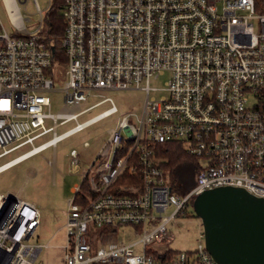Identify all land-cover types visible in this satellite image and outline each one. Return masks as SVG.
Returning a JSON list of instances; mask_svg holds the SVG:
<instances>
[{
  "label": "built area",
  "instance_id": "obj_1",
  "mask_svg": "<svg viewBox=\"0 0 264 264\" xmlns=\"http://www.w3.org/2000/svg\"><path fill=\"white\" fill-rule=\"evenodd\" d=\"M2 1L12 30L0 13V158L31 147L0 164V172L114 114L110 97L81 108L94 90L146 91L140 115L122 116L84 170L94 195L76 202L80 183L68 200L61 264H217L203 225L195 249L162 244L173 239L168 225L186 217L207 189L240 187L264 198V0H62L64 59L44 40L37 0L34 30L19 6L28 0ZM167 72L166 94L155 97L151 79ZM59 82L66 105L76 109L51 112L48 92ZM108 101L112 107L78 121ZM73 120V128L57 133ZM168 141L181 142L198 162L185 194L173 190L155 157L154 145ZM82 163L71 150V171ZM126 173L139 180L120 185ZM39 224L33 203L0 195V264H36L49 245L30 242ZM122 225L139 238L117 241Z\"/></svg>",
  "mask_w": 264,
  "mask_h": 264
},
{
  "label": "rangeland",
  "instance_id": "obj_2",
  "mask_svg": "<svg viewBox=\"0 0 264 264\" xmlns=\"http://www.w3.org/2000/svg\"><path fill=\"white\" fill-rule=\"evenodd\" d=\"M43 10L44 18L47 15L49 2L51 0H37ZM20 11L24 17H30L26 22L29 30L36 29L40 24V14L37 12L33 0H28L25 4L19 2ZM0 13L4 26L12 30V22L6 11L4 3L0 0ZM170 74L167 72L157 78H152L151 87L157 88L152 91L155 97H162L166 93L163 90ZM146 83H142L145 85ZM89 100L81 104L82 109H86L105 97L112 98L117 107V111L107 116L87 128L59 141L56 146L34 155L33 157L15 165L14 167L0 173V194L13 192L25 200L36 204L40 212V224L36 228L31 243L49 244L43 248L36 264H61V249L65 243V223L68 200L74 196L72 187L80 184L83 180V172L88 169L89 164L93 162L101 148L104 140L107 138L109 130L114 128L119 119L133 112L140 115L146 100V91L138 88L124 90H94ZM51 98V112L71 111L73 107L67 106L64 100L65 94L62 90V84L59 82L55 88L48 92ZM112 107L110 101L95 106L90 111L82 113L78 121L85 120L100 114ZM77 122L75 120L61 124L57 128V133L62 134L73 128ZM47 125H53V121L47 120ZM53 133L36 140V144L50 139ZM88 143V146H86ZM31 145H26L13 153L0 158V164L10 160L20 153L28 150ZM76 149L81 154L82 167L79 170L71 171L70 152ZM196 175L189 169L182 175V180L187 182L191 189L196 183ZM190 189V190H191ZM173 208H169L163 215H169ZM194 213L193 209H189ZM202 227L201 219L192 215L191 217H177L175 221L168 225V230L172 240L163 243L164 247H170L174 250L195 249L197 238ZM114 238L117 241L131 242L139 238V235L133 233V228L129 225L120 226Z\"/></svg>",
  "mask_w": 264,
  "mask_h": 264
},
{
  "label": "water",
  "instance_id": "obj_3",
  "mask_svg": "<svg viewBox=\"0 0 264 264\" xmlns=\"http://www.w3.org/2000/svg\"><path fill=\"white\" fill-rule=\"evenodd\" d=\"M217 264H264V198L243 188L207 189L193 201Z\"/></svg>",
  "mask_w": 264,
  "mask_h": 264
},
{
  "label": "trees",
  "instance_id": "obj_4",
  "mask_svg": "<svg viewBox=\"0 0 264 264\" xmlns=\"http://www.w3.org/2000/svg\"><path fill=\"white\" fill-rule=\"evenodd\" d=\"M62 7V0L51 1L44 21V32L46 34L44 40L55 50V57L59 56V58L64 59L63 52L61 53V40L65 31V21L61 13ZM154 149L156 160L161 164L173 190L180 194L187 193L191 186L181 178L189 169L193 170L195 174L198 173L197 159L179 141L157 143L154 145ZM137 179L139 180L138 175L131 176L126 173L121 176L118 182L120 185L128 184L132 180L137 181ZM93 195L94 192L90 189L89 183L84 179L75 193V201L85 204L88 198ZM191 208L193 209V203ZM192 215L196 216L195 212L192 214L188 211L186 217H191Z\"/></svg>",
  "mask_w": 264,
  "mask_h": 264
},
{
  "label": "crops",
  "instance_id": "obj_5",
  "mask_svg": "<svg viewBox=\"0 0 264 264\" xmlns=\"http://www.w3.org/2000/svg\"><path fill=\"white\" fill-rule=\"evenodd\" d=\"M33 157V156H32ZM29 158H31V157H29ZM28 158V159H29ZM27 160V159H26ZM23 161H25V160H23ZM23 161H21V162H23ZM20 162V163H21ZM5 163V162H4ZM19 164V163H18ZM17 165V164H16ZM15 166V165H14ZM14 166H12V167H14ZM12 167H10V168H12ZM10 168H8V169H10ZM8 169H5V170H3V171H1L0 173H2V172H4V171H6V170H8ZM78 185V184H77ZM77 185H75L74 187H72V192H74V190H75V188H76V186ZM0 195H11V196H14V197H17V198H21V197H19L18 195H16V194H14L13 192H8V193H6V194H0ZM21 199H23V200H25L24 198H21ZM25 201H28V200H25ZM28 202H31V201H28ZM31 203H33V202H31ZM35 206H36V204L35 203H33ZM37 207V206H36ZM38 208V207H37ZM39 210V209H38Z\"/></svg>",
  "mask_w": 264,
  "mask_h": 264
},
{
  "label": "flooded vegetation",
  "instance_id": "obj_6",
  "mask_svg": "<svg viewBox=\"0 0 264 264\" xmlns=\"http://www.w3.org/2000/svg\"><path fill=\"white\" fill-rule=\"evenodd\" d=\"M198 218V217H197Z\"/></svg>",
  "mask_w": 264,
  "mask_h": 264
}]
</instances>
